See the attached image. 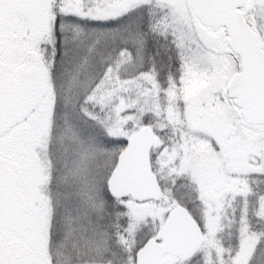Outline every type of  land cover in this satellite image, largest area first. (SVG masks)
<instances>
[{
	"label": "snow or ice",
	"instance_id": "obj_1",
	"mask_svg": "<svg viewBox=\"0 0 264 264\" xmlns=\"http://www.w3.org/2000/svg\"><path fill=\"white\" fill-rule=\"evenodd\" d=\"M0 264H264V0H0Z\"/></svg>",
	"mask_w": 264,
	"mask_h": 264
}]
</instances>
